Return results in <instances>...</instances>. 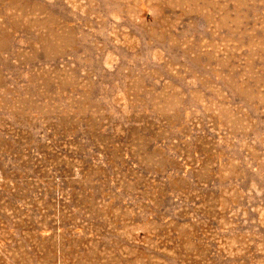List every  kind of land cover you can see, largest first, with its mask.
Listing matches in <instances>:
<instances>
[{
  "label": "rangeland",
  "instance_id": "rangeland-1",
  "mask_svg": "<svg viewBox=\"0 0 264 264\" xmlns=\"http://www.w3.org/2000/svg\"><path fill=\"white\" fill-rule=\"evenodd\" d=\"M0 264H264V0H0Z\"/></svg>",
  "mask_w": 264,
  "mask_h": 264
}]
</instances>
